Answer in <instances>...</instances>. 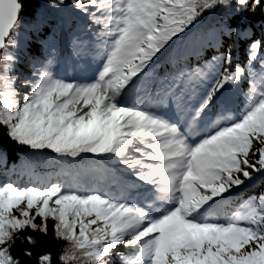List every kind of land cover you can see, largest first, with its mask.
<instances>
[{
	"label": "snow or ice",
	"instance_id": "obj_1",
	"mask_svg": "<svg viewBox=\"0 0 264 264\" xmlns=\"http://www.w3.org/2000/svg\"><path fill=\"white\" fill-rule=\"evenodd\" d=\"M13 148L0 264H264V0H0L5 173ZM49 150L59 170L40 173Z\"/></svg>",
	"mask_w": 264,
	"mask_h": 264
},
{
	"label": "trees",
	"instance_id": "obj_2",
	"mask_svg": "<svg viewBox=\"0 0 264 264\" xmlns=\"http://www.w3.org/2000/svg\"><path fill=\"white\" fill-rule=\"evenodd\" d=\"M37 2H40V0H37ZM217 16L213 14L206 15L204 18V21L201 25V31L210 28L216 23ZM232 25L235 26L239 23V18H234L231 21ZM254 26V30L256 32V35H259L260 32V15L259 13L256 14L255 19L251 22ZM248 25H241V28L247 27ZM48 30H45L41 33V37L47 36ZM21 36L22 40H28L29 41V48H32L33 46L35 48H39V44L37 43V37L35 35L29 37L23 29H21ZM235 39V37L233 38ZM246 45L241 41L237 42V54L243 55L244 49ZM56 57L59 61V67L56 69L60 72L61 75H66L67 73H70L69 71L72 70V73L75 71H78L79 68L82 66L83 61L77 60L74 52H73V45H72V37L68 36L67 34H63L62 36L58 37L56 40ZM212 55V52L209 51L207 53V57L210 58ZM83 60H87L89 62H96L95 55L92 52H85L83 53ZM198 60L196 58H193L190 61V66L192 68H195L197 66ZM199 63H203V61H199ZM23 71L26 69L25 65L18 66ZM174 71L172 66H168L166 62L162 61L161 64L157 67L158 74L163 77L166 74ZM159 85H157L158 87ZM50 156H55L54 153H50V150L48 153H46L43 157H32L29 161L38 172L40 173H49V172H55L59 170L60 165L56 163L55 160L50 159ZM25 160L24 152L23 150H18L17 148H13L9 152L7 165L8 170H11L15 166H19L23 164ZM3 171V175L0 176L3 180L6 173L4 172V169L2 166H0V173ZM27 182V181H25ZM261 188L259 187V182H257V185L253 186L250 190H248L249 193L251 192H257L260 191ZM244 195V194H241ZM42 241L43 250H47L53 253L54 257L57 255L61 247L63 246V242L55 241L50 236L49 237H39ZM28 245H24V247H27Z\"/></svg>",
	"mask_w": 264,
	"mask_h": 264
}]
</instances>
